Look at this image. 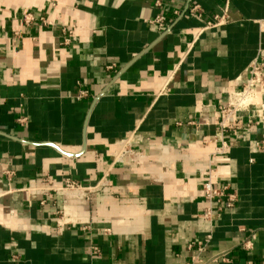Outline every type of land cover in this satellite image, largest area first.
Segmentation results:
<instances>
[{
	"label": "crops",
	"instance_id": "1",
	"mask_svg": "<svg viewBox=\"0 0 264 264\" xmlns=\"http://www.w3.org/2000/svg\"><path fill=\"white\" fill-rule=\"evenodd\" d=\"M192 2L201 16L187 0H0V170L14 172L0 198V264H264L254 108L237 114L215 170L234 205L212 229L200 216L214 104L264 55V0ZM224 6L228 20L204 28ZM155 15L168 30L146 23ZM130 137L140 161L114 159ZM45 178L83 190L27 193ZM210 230L191 263L187 244Z\"/></svg>",
	"mask_w": 264,
	"mask_h": 264
},
{
	"label": "built area",
	"instance_id": "2",
	"mask_svg": "<svg viewBox=\"0 0 264 264\" xmlns=\"http://www.w3.org/2000/svg\"><path fill=\"white\" fill-rule=\"evenodd\" d=\"M190 3L188 7V14L202 15V11L199 5L187 0ZM159 5V1L155 3ZM228 8L224 6L221 9L220 14H216L212 17L211 21H207L204 28H213L222 25L228 20ZM164 17L161 15H155L151 19L145 20L146 23L163 28L169 29V25L166 26ZM68 35H71V31H68ZM112 66H109L110 68ZM247 78L243 82L240 89H224L221 92L220 101L214 104L213 125L215 127V133L212 135L211 142L214 143L213 150L208 154L206 163L201 168V171L205 173L206 179L202 183L201 189L204 199L207 202V206L200 216L206 219L209 223L210 229L213 227V216L223 210L224 207H232L236 200L235 194L227 193L228 185L215 186V170L220 165L228 163V150L230 148L229 136L234 133L240 125H237V114L239 112H249L251 108H254L255 119L252 121L254 124H259L264 118V55L259 54L254 61L250 64L247 70ZM86 96L85 90H78L74 95V98L80 99ZM25 119H19L18 122L22 123ZM131 137L127 138L124 143L121 144L118 151L114 155V159H120L124 156H128L133 161L140 160V156L131 148H124L127 144L130 145ZM251 151L259 152L264 150V138L253 141L249 144ZM0 175L7 180V188L0 187V198L12 191L9 186V181L14 175V172L9 169L0 170ZM64 190H71L75 192L82 191L83 189L73 181H66L63 186H57L53 181L49 179H41L40 183H30L27 187V193L47 194L49 192H59ZM223 197H227L224 202ZM59 214V213H58ZM57 220V229L61 230L64 224L62 216L59 215ZM105 233H109V229H104ZM211 230L199 240L191 241L187 244L189 251H194L195 255L191 257V263H200L201 259L199 255L204 252L211 240ZM244 246L249 247V243L245 242ZM92 253H98V248L95 246L90 247ZM226 259V253L220 252L211 257L212 261Z\"/></svg>",
	"mask_w": 264,
	"mask_h": 264
},
{
	"label": "rangeland",
	"instance_id": "3",
	"mask_svg": "<svg viewBox=\"0 0 264 264\" xmlns=\"http://www.w3.org/2000/svg\"><path fill=\"white\" fill-rule=\"evenodd\" d=\"M124 142H125V141H124ZM124 142H123V143H124ZM130 142H131V141H130ZM124 148L126 149V148H131V147H130L129 144H127ZM136 161H140V160L138 159V160H136Z\"/></svg>",
	"mask_w": 264,
	"mask_h": 264
}]
</instances>
